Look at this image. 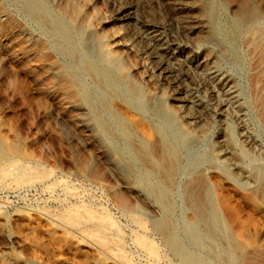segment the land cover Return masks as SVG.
Segmentation results:
<instances>
[{
    "label": "rangeland",
    "instance_id": "1",
    "mask_svg": "<svg viewBox=\"0 0 264 264\" xmlns=\"http://www.w3.org/2000/svg\"><path fill=\"white\" fill-rule=\"evenodd\" d=\"M30 1L71 30L74 65ZM245 2L264 14V0H0V167L29 170L0 176V264H108L70 236L97 222L128 264H264L250 252L264 249V122L230 37ZM85 60L98 78L116 64L115 88L101 93ZM204 168L222 225L190 205Z\"/></svg>",
    "mask_w": 264,
    "mask_h": 264
},
{
    "label": "bare ground",
    "instance_id": "2",
    "mask_svg": "<svg viewBox=\"0 0 264 264\" xmlns=\"http://www.w3.org/2000/svg\"><path fill=\"white\" fill-rule=\"evenodd\" d=\"M212 4V0H206L205 6L211 9L213 7ZM29 9L30 14L47 29L50 36L59 42L60 46L67 55L70 65H74L75 58L71 49V44L73 42L71 30L67 28L63 21L51 18L49 16L51 11L40 3H37V1H30ZM239 10V14L231 22L230 37L233 40L239 38L243 39L244 47L247 51L249 63L251 65V85L253 90V100L255 103L254 108L256 109L260 120L262 119L264 122V14L258 6L248 2L243 3ZM89 60H85L83 65L85 71L96 77L97 89L101 93H104L105 89L103 88H106V90L115 88L117 85V79L113 74L117 70V65L111 63V69L102 75L103 78H98L100 71ZM66 70L71 77L79 80V76L76 73H73L71 68ZM67 104L70 108L79 109V104L76 101L68 100ZM74 119L77 121L79 126L86 128L90 132L91 138L97 139L96 135L93 133L92 126L86 121L85 117L81 116V114H76ZM99 150L103 153L104 147L100 146ZM108 165L110 167H114L116 166V163L114 160L109 159ZM25 166L18 164L16 165L14 171H10L8 168L0 167V176L9 177L12 181L22 184L26 180H29V170H27ZM206 175V170L204 168L203 170L195 172L192 178L188 181L186 187L189 193L190 205L195 211H197V220H206L213 226L222 225V216L217 210L218 207L216 208L211 200L212 187L208 183ZM252 176L258 182L256 191L264 201V170L255 169ZM167 181H169V179ZM94 226L96 227L94 231L93 229L90 230L85 226L83 228L73 229L70 231V236L77 239L84 246L93 248L98 254L102 255L107 260L108 264H128L123 259L126 255L123 249L124 245L121 241L117 238L111 239L105 232L102 223L97 222ZM257 239L259 240L261 238L258 237ZM250 252L264 255V249H261L258 244L252 246ZM5 260V264H17L16 259L12 256H7ZM26 263L44 264L34 257L27 259ZM157 263L159 264V260Z\"/></svg>",
    "mask_w": 264,
    "mask_h": 264
}]
</instances>
